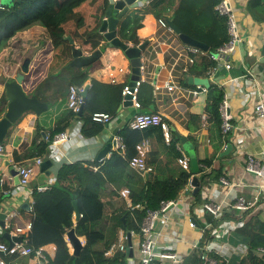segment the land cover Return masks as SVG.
<instances>
[{
	"label": "crops",
	"instance_id": "0c3cea01",
	"mask_svg": "<svg viewBox=\"0 0 264 264\" xmlns=\"http://www.w3.org/2000/svg\"><path fill=\"white\" fill-rule=\"evenodd\" d=\"M150 1L137 0L133 7L141 10ZM228 1L235 14L241 40L227 55L230 68L222 66L223 62L220 61L217 63L214 73L208 78L210 84L223 89V100L227 102V112L231 116L233 126L231 131L223 136V139L227 138L228 141L223 143L220 157H226L221 160L215 159L211 166V168L221 170L220 178L226 179L228 184L222 183L219 178L218 181L211 182L209 186L203 188L202 202L194 206L192 210L195 218L191 215V200L187 194L189 190H192V187L188 186L180 192L176 204L168 210V226L163 231V235L159 237L157 245L160 249L175 251L182 256V261L181 263L164 261L163 264H184V259L190 254H197V251L192 249V245L205 238H209L208 244L212 251L224 258V264L239 262L238 260L247 253V246L237 237V229L242 227L245 218L252 213H259L260 219L264 220V119L255 112V105L264 98V16H253L245 11L248 0ZM134 22L140 24L137 31L140 43L144 41L148 43L141 58L146 70V80L142 88L143 103L153 102L154 105L151 106H155L154 113L165 119L174 133L181 134L194 145L198 160L209 158L214 151L213 143L210 140L217 142L218 138L212 124L206 122L207 89H198L196 86L187 87L181 83L183 78L186 83L187 76L195 77L186 73L188 65L191 64L187 60L191 46L183 44L171 29L161 28L152 14L138 13ZM37 31L36 28H29L15 34L9 41L10 45L14 47L13 71H6L7 64H1L3 55H0L2 72L10 77V80L20 71L23 60H29L28 72L22 84L29 96L33 95L46 63L51 59V53L44 51L47 49L46 46L38 47L35 44L25 49L23 55H20L23 37L34 36ZM128 44L131 45V43ZM74 45L80 46L76 41H74ZM78 70L80 73L88 75L89 78L100 82H112L111 73L115 78L114 82L128 84L130 80L128 60L119 48L112 46H104L101 56L97 60L89 65L79 67ZM170 74L176 78L179 84V89L174 92H168L164 85ZM154 83L157 88L153 87ZM87 84L90 85L89 81ZM192 91H196V94H193ZM173 97H177L176 102H172ZM67 106L68 97L66 96L48 105L47 110L38 116L33 112H26L10 130L6 144L3 146V152L0 153V212L6 214L4 228L0 226V234L9 232L15 235L16 227L24 228L26 224L31 223L32 228L34 225V231L31 229L34 232L32 239L36 242H46L48 235L38 225L35 228L36 223L49 229L63 227L64 232L61 237L68 253L72 254V248L65 234L70 228L75 230L77 222L74 217L73 205L70 207L66 195L52 189L56 174L63 165L82 164L81 179L84 182V191L95 193L105 206V216H112L119 207L118 200L126 202L129 200V192L126 196L121 193L128 190L125 186L126 182H121L126 165L122 163L116 167L117 169L102 171V162L109 158L108 152L111 147L107 149L108 152L106 151L101 159L98 157L109 146L112 136L118 134L134 114L143 113L144 109H134L132 106L121 107L118 114L104 125L102 131L91 138L81 135V123L75 119L64 131L69 135V139L58 144H51L48 139L50 134L48 129L53 127L54 121ZM191 114H201L203 125L199 132L185 128ZM189 136L197 139V146L189 139ZM141 139L143 138H140L139 141ZM228 144L231 145L228 153L221 155ZM155 149H157L155 143L150 141L148 155ZM45 152L47 155L44 154ZM16 156L20 158L16 159ZM249 156L259 160L262 176H256L245 170ZM157 158L165 162V153L160 152ZM157 158L152 156L151 159ZM37 159L51 161L47 173L40 171L39 165L36 163ZM9 166H14L16 169L31 167L32 171L27 176L26 183L21 182L20 174L18 178L13 177L8 172ZM178 166V162L175 161L168 168L172 172ZM150 167L152 168V166ZM161 167L164 170L168 169L165 166ZM140 173L144 176L142 172ZM43 186H46L45 190H38ZM238 197L249 201L256 199L255 205L242 212L226 210L221 218L214 219L215 221H210L211 218L208 219L205 213L195 211L196 207L205 202L225 205L235 201ZM224 215H234L240 219L223 218ZM192 218L197 223L194 228L189 226V221ZM230 220L234 221L233 223L236 225L231 232H228L227 236L217 238L207 235L209 225L206 224L217 222L216 225H222ZM120 232L126 239L127 231L120 230L119 237ZM25 233L28 238V234L31 232L27 230ZM78 237L85 245L86 237ZM137 242V235L131 232L132 253L128 254L124 264H138ZM53 245L54 243L48 242L44 247L45 254L49 258H53L55 255ZM257 252L261 254L258 249ZM219 255H214V257L219 258ZM196 256L198 258V255ZM27 264H36V261L30 257Z\"/></svg>",
	"mask_w": 264,
	"mask_h": 264
},
{
	"label": "trees",
	"instance_id": "16d2710c",
	"mask_svg": "<svg viewBox=\"0 0 264 264\" xmlns=\"http://www.w3.org/2000/svg\"><path fill=\"white\" fill-rule=\"evenodd\" d=\"M220 1L151 0L141 10L137 8L129 10L120 19L117 36L121 41L137 46L140 44L137 34L140 24L135 23L134 19L138 13L152 14L156 19L165 21L170 19L181 33L208 46L206 52L191 54L193 62L188 65L186 73L195 77L209 78L218 63L212 56H215L219 47L229 40L227 17L219 14L216 10ZM106 7L107 0H14L12 6L0 9V55H3L1 64H7V72L14 69V47L10 45L9 41L15 34L29 28L38 30L35 35L38 33L42 35L41 29L47 34L48 39L44 43L32 42L28 36L23 37L24 40L21 41L23 46L20 55H23L24 50L34 44L38 47L46 46L47 49L44 51L51 53V59L46 63L42 77L34 88L33 96L39 101L48 105L53 104L68 96L70 87L84 89L87 82L90 83L82 103L81 114L77 115L67 106L56 118L53 127L48 129L49 141L56 134L64 132L75 119L81 123L80 132L83 137H95L102 131L105 124L93 121L92 115L98 112L108 113L111 119L118 114L123 101L122 90L126 84L100 82L80 73L77 67L67 65L72 59V45L66 36L70 35L84 52L91 53L103 46L104 39L99 33V27ZM245 11L253 16H264V0H248ZM2 71L3 68L0 66V118L7 103L4 82L11 79ZM181 83L187 87H195L186 84L184 78ZM142 88L143 84L139 92L142 104L140 109H144L143 113L156 114L154 113L155 106H151L154 105L152 101L143 103ZM222 101L223 89L210 84L206 98V122L212 124L218 139L217 142L210 140L214 147L212 155L207 159L198 160L200 166L199 190L195 194H192V190L187 192L191 200V215L194 218L192 210L194 206L202 202L203 188L209 186L211 182L218 181L222 175L219 168H211L215 159L221 160L226 157H220L222 145L228 141L227 138L223 139L220 130L221 117L218 107ZM162 120L166 122L165 119L162 118ZM129 121L118 132L126 146L125 154L123 155L119 151L112 152L111 156L102 162L101 169L103 172H107L125 163L126 167L121 182H126L125 186L128 188L131 205L127 206L126 201L118 200V209L112 216L106 217L105 206L99 197L95 193L84 191V182L81 179L82 164L63 165L56 174L52 189L66 195L70 207H72L73 200L77 201L81 217L75 225V232L78 236H85L86 243L79 255L69 254L61 237L64 232L63 227L49 229L36 223L35 228L36 225L41 227L40 229L48 235V239L46 242L34 241L32 239L33 225L31 233L28 234L27 243L34 247L45 246L48 242L54 243L55 255L53 258H49L47 264H116L124 262L128 256L126 251H116L112 256L104 255L105 251L118 241L119 231H133L137 234L147 210L159 208L163 201L176 200L189 183L192 175L189 171L180 166L172 172L168 168L180 156L176 148L179 140L170 127L171 141L167 144L164 141L160 124H148L142 129H132L129 127ZM202 125L201 114H191L185 128L199 132ZM140 138L149 139L155 143L157 148L149 155L147 154L146 164L152 166V170L146 179L129 163L137 154L135 145ZM189 139L197 146L196 138L189 136ZM5 144L6 140L0 145L4 146ZM160 152L165 153V162L157 158ZM152 156L158 160L151 159ZM15 158L20 157L16 156ZM161 166L168 169L164 170ZM205 215L208 216V219L211 218L210 221L213 220L210 214L205 213ZM122 217H124L123 220ZM223 218L240 219L234 215H224ZM236 235L247 246V253L238 260L239 264H264V255L257 252L259 247L264 248V220L260 219L259 213H252L246 217L242 227L237 229ZM0 244H7L2 234H0ZM196 255L190 254L184 259V264H199ZM0 257L7 264H27V260L30 258V256L10 254L5 251H0Z\"/></svg>",
	"mask_w": 264,
	"mask_h": 264
},
{
	"label": "built area",
	"instance_id": "2783aa9c",
	"mask_svg": "<svg viewBox=\"0 0 264 264\" xmlns=\"http://www.w3.org/2000/svg\"><path fill=\"white\" fill-rule=\"evenodd\" d=\"M14 1V0H13ZM5 6L0 2V9H3ZM216 10L221 15H225L227 17V31L229 34V40L222 46L219 47L217 50V54L215 56H212V58H215L217 62L220 61L223 62L222 66L225 68H230V62L228 60V53L231 52L236 44L241 40V36L238 29L237 20L235 18V14L233 12V9L229 3L228 0H221L217 6ZM158 25L163 28L170 30V27L168 26L167 22L163 19H157ZM202 51L195 47H189V53L190 55L187 57V60L189 63L193 62V57L191 54H198ZM141 74L140 79L135 81V85L130 87L128 84H126L122 90V97L129 94L131 96V106L134 109H140L141 108V102L139 99V92L141 89V85L146 80V70L144 64L140 66ZM120 71L122 69L120 68ZM111 81L114 82L115 78L113 77V74H110ZM154 88H157L155 83L152 84ZM165 88L168 92H174L176 89H179V84L176 81V78L170 74L169 78L165 80ZM196 88H200L204 90L203 86H196ZM83 89L82 88H74L70 87L69 94H68V107L71 108L75 113L78 112L80 105L83 103L84 97H83ZM193 94H196V91H192ZM177 97H173L172 102H176ZM218 111L220 113L221 117V125L220 130L223 136H226L232 129L231 124V116L227 112V102L226 100H223L218 107ZM255 112L256 114L264 119V98L261 99L256 105H255ZM92 120L95 122H99L102 124H106L110 121V115L108 113H94L92 115ZM148 124H160L161 129L163 131L164 141L165 143H169L171 141V134L169 125L167 122L162 120V117L158 114H147V113H136L132 117V119L129 121V127L132 129H142ZM69 139V135L66 132H60L56 134L52 140L50 141L51 144H58L59 142H64ZM111 149L108 152V157L111 156L112 152L119 151L121 154H125L126 146L123 142V139L120 135L114 134L111 138ZM137 154L135 157H133L129 163L130 166H132L134 169L144 173V172H150L152 168L146 164V156L148 154L149 148H150V141L147 138L141 139L136 145H135ZM176 148L180 154V156L177 158V162L179 166L190 172V164L189 159L186 154V152L183 150L180 143H177ZM3 152V146L0 145V153ZM41 160L37 159L36 163L39 165ZM245 170L249 173L255 174L256 176H262V169L259 163V160L253 156H249L246 161ZM32 168L26 167V168H20V175L22 176L21 182L26 183L27 176L31 173ZM222 183L228 184V181L224 178H220ZM191 186L190 181L187 184L186 188ZM185 188V189H186ZM46 189V186L39 187L38 190L43 191ZM123 196H126L128 194V190H124L121 192ZM177 200V199H176ZM176 200H168L161 202L159 208L154 210H147L145 215L143 216L140 226H139V232L136 234L138 237L137 242V251L139 255V261L138 264H163L164 261H171L173 263H181L182 256L176 253L173 250L170 249H160L157 245L158 239L160 236L163 235V231L168 226L169 221V215L168 210L174 204H176ZM256 199L253 201L246 200L243 197H238L235 201L231 203H227L225 205H221L220 203H214V202H205L201 204L200 206L196 207L195 211L208 213L210 214L214 219H220L223 212L226 210H234V211H246L249 208L253 207L255 205ZM128 206L131 205V202L127 200ZM194 211V212H195ZM226 221V220H224ZM234 222V221H233ZM231 220L230 222H226L224 224L214 225L212 222L206 225H209L208 233L207 235L213 236V237H221V236H227L229 231L234 229V226L236 225ZM213 224V225H212ZM205 225V224H204ZM190 227H196L197 223L192 218L189 221ZM26 229V230H25ZM32 224L28 223L26 226L23 227H16L15 229V235L22 236V242L17 243L15 242L14 245L7 251L10 254H18L21 256H30L32 259L36 261V264H47L49 262V257L45 254V246H39L34 247L32 244L27 243V236H25V232L31 231ZM133 232V231H131ZM209 238H205L201 240L200 242H195V244L192 245V249L196 250L199 264H224V258L220 256L217 252L212 251V249L209 247L208 244ZM53 250H56L55 245L52 246ZM8 248V244H0V251H5ZM120 251V252H127L128 253V247L125 243V237H123V233L120 232V237L118 238V241L114 244H112L104 253L105 256H112L114 252ZM258 251L264 255V248L259 247ZM214 255H219L220 257H214ZM0 264H7L1 257H0ZM116 264H124L123 262H119ZM233 264H239V262L234 261Z\"/></svg>",
	"mask_w": 264,
	"mask_h": 264
},
{
	"label": "water",
	"instance_id": "95a60500",
	"mask_svg": "<svg viewBox=\"0 0 264 264\" xmlns=\"http://www.w3.org/2000/svg\"><path fill=\"white\" fill-rule=\"evenodd\" d=\"M0 2L4 6H12L14 1L13 0H0ZM137 2V0H107V7L105 13L103 15L102 22L99 27V33L102 34L104 39V44L102 48L95 50L91 53H85L79 46L74 45V41L70 35L66 36L69 42L72 45V59L68 62V66L73 67H81L85 65H89L97 60L101 56L102 49L104 46H112L119 48L126 59L128 60V64L130 67V80L128 82V86L132 87L135 85V81L140 79V66L143 65L142 63V52L147 46V41L141 42L137 46L130 45L126 42L121 41L117 36V26L120 19L131 9V7ZM168 26L170 27L171 31L174 32L178 39L185 45L195 47L202 52L208 51V46L198 40L193 39L187 34L181 33L179 29L175 26L172 20L166 21ZM29 60L24 59L20 71H18L14 78L10 81L4 82L5 87V96H6V106L3 114L0 118V144L3 143L8 135L14 124L19 120V118L26 112H33L36 116L45 112L48 108V104L45 102L39 101L35 96H29L25 90L23 89V82L25 80V75L28 72ZM158 71V70H156ZM186 83L188 85L193 86H203L204 88L208 89L210 86V82L208 78H201V77H193L187 76ZM89 88V84H87L83 89V97L85 98L87 94V90ZM131 96L129 94L123 97L121 107H130L131 106ZM83 104L80 105L77 115H80L82 112ZM176 137L179 140L183 150L186 152L189 164H190V173L191 179L190 184L192 186V194H195L200 187V183L198 180V174L200 172V166L198 163V158L196 156V149L194 145L181 134L175 132ZM112 142L109 143V146L99 154L98 158H102L104 153L110 148ZM231 148V145L228 144L227 148L221 153V155H225L228 153V149ZM108 152V151H107ZM51 166L50 160L41 161L39 164V169L41 172H46L47 169ZM8 172L13 176L17 177L20 174V168H15L14 166H9ZM145 178L149 176L148 172L143 173ZM72 205L74 208V217L75 221L77 222L80 217L81 213L77 204L76 200L72 201ZM6 218V214L0 212V226L4 228V220ZM124 217H122V220ZM3 237L7 241L8 248L6 252L14 245L15 242L21 243L22 236L12 235L9 232H4ZM71 248L73 255H79L83 244L79 237L75 234L74 228H70L65 234ZM126 244L128 247V254L132 253V243H131V232H126Z\"/></svg>",
	"mask_w": 264,
	"mask_h": 264
},
{
	"label": "rangeland",
	"instance_id": "374dc122",
	"mask_svg": "<svg viewBox=\"0 0 264 264\" xmlns=\"http://www.w3.org/2000/svg\"><path fill=\"white\" fill-rule=\"evenodd\" d=\"M133 9H135V8L132 6L130 10H133ZM41 31L43 33L42 35H40L38 33L37 35H34V36L29 37V40L32 41V42L38 41L37 43H44L45 40L48 39V37H47V34L42 29H41Z\"/></svg>",
	"mask_w": 264,
	"mask_h": 264
}]
</instances>
